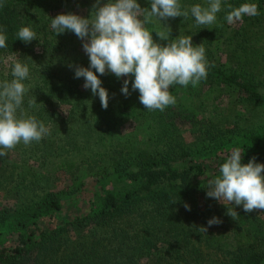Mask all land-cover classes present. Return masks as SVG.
<instances>
[{"label":"trees","instance_id":"16d2710c","mask_svg":"<svg viewBox=\"0 0 264 264\" xmlns=\"http://www.w3.org/2000/svg\"><path fill=\"white\" fill-rule=\"evenodd\" d=\"M60 1L0 0L3 5L0 7V30L7 36V47L0 48V81L13 79L11 62L5 63L8 57L26 64L29 76L24 84L29 91L24 95L22 110L49 129V134L39 142L29 145L21 142L0 157V167L9 168L12 177L20 171L15 166H24V171L17 174L22 184L25 183L20 185L22 188L17 186L20 197L26 190L31 191L14 205L0 203V264H134V257L143 253L139 249L136 252L135 237L149 224L157 228L161 221L167 222L170 218V228L176 235L194 236L211 250L223 251L225 261L218 264H264V211L246 213L242 205L235 206L237 219L228 215L227 209H222L223 224H206V216L217 217L222 208L210 204L207 182L219 174L226 156L239 148L237 137L244 136L245 130L233 126L231 130L219 127L214 128L215 132H207L208 144L202 157L193 155L185 142L167 133L174 120L189 121L196 126L198 107L195 108L191 97L195 93L201 96L203 91L199 92L198 87L204 84L264 105V47L254 46L249 40L251 37L258 39L253 26L259 22L244 16L240 20L243 24L236 30L241 32H235L241 36L238 40L226 37L225 32L226 4L256 3L260 13L264 11V0H222V10L211 29L198 26L191 14L187 18L180 16L166 21L154 19L146 25L150 31L168 30L170 26L173 39L191 35L194 45L202 43L209 65L207 78L196 87L191 84L170 86L176 103L163 111L145 109L139 101L138 90L131 88L134 77L117 78L112 73L102 76L97 73L108 93L121 91L123 81L129 79L130 94L112 102L117 106L111 110L122 116L116 119L122 118L124 122L126 117L127 121H133L134 128H140L144 119L154 116L159 133L152 149L113 152L110 166H90L89 169L97 167L93 171V175L96 174L93 182L101 193H95L96 204L74 216L67 214L64 208L76 205L73 201H77L88 184L82 181L72 188L56 187L57 172L73 174L78 169L77 158L59 159L58 140L64 138L72 144L80 136L86 137V133L88 137L95 136L94 132L102 139L118 122L110 116V111L106 117L101 114L88 116L82 108L86 101H75L67 111L62 109L65 98L84 85L83 77H75V66L89 67L90 61L88 55L75 46L78 37L73 32L66 30L56 35L52 30V17L60 13L78 14V10L71 8L58 11ZM95 1L85 0L84 4L93 6ZM106 2L101 0V3ZM179 2L183 10L197 3L204 5L206 0ZM138 3L142 8L150 7V0H138ZM22 26L31 27L36 39L25 43L17 38L16 33ZM152 36L157 43H168L155 31ZM222 46H232L230 50H239L241 55L235 61H226L220 52ZM248 47L252 50L250 54ZM34 98L36 105L29 107V100ZM208 123L212 128L217 127L211 120ZM203 129L200 127L199 131ZM254 139L256 152H249L246 142L239 148L243 153L242 163L254 156L258 157H254L257 163H264V136ZM88 144L89 141L86 146ZM27 166H44L45 173ZM138 218L142 222L135 221ZM196 221H203L205 225L196 227L192 223ZM201 227H206L207 232L201 231Z\"/></svg>","mask_w":264,"mask_h":264},{"label":"clouds","instance_id":"9594fccd","mask_svg":"<svg viewBox=\"0 0 264 264\" xmlns=\"http://www.w3.org/2000/svg\"><path fill=\"white\" fill-rule=\"evenodd\" d=\"M3 5H0L2 7ZM225 19L228 23L240 21L244 16L259 15L256 3L245 2L239 6L226 4ZM222 10V0H206L204 5L194 4L183 9L179 0H150V7H141L138 0H97L88 17L75 13H60L51 19V28L56 35L71 31L83 41V50L89 57V67L75 66V77L84 78L85 89L90 88L98 95L103 108L109 103L108 91L102 86L100 76L106 72L117 78L132 79V90H138L139 101L149 111H163L175 105L176 98L169 89L172 85L196 87L207 78L208 61L202 43L194 45L191 35L171 38V29L149 30L146 25L154 19L166 21L169 18L184 17L189 14L198 26L212 28L217 14ZM155 31L167 44L154 41ZM25 43L36 39V33L29 26H22L16 33ZM7 36L0 30V48L7 47ZM11 62L13 79L0 81V157L7 155L23 142H39L49 129L35 116L22 110L24 95L29 91L24 80L29 76V67L14 57ZM93 69L95 71H93ZM122 93L129 95V79L123 81ZM34 107L36 98L29 100ZM19 111V115L17 114ZM243 153L233 149L219 167V174L207 182V196L227 206V214L238 218L235 206L242 205L246 213L264 211V163L255 158L242 163ZM234 205V208L228 207ZM185 208L190 207L185 204ZM218 217L208 220V226L219 224ZM201 231L207 232L206 227Z\"/></svg>","mask_w":264,"mask_h":264},{"label":"rangeland","instance_id":"374dc122","mask_svg":"<svg viewBox=\"0 0 264 264\" xmlns=\"http://www.w3.org/2000/svg\"><path fill=\"white\" fill-rule=\"evenodd\" d=\"M85 0H61V7L58 11L65 10L68 8L75 9L78 15L83 17H88L93 10V6L85 3ZM94 2L93 5L96 4ZM78 8V9H77ZM252 21L259 22L258 25L253 26V31L257 35L258 39L252 37L249 39L250 44L254 46L264 47V11L260 12L256 16H245ZM243 24V22H241ZM240 21L235 23L226 22L225 32L226 37L234 38L238 40L241 38L240 35H236L235 32L240 25ZM256 29V30H254ZM253 36V35H252ZM253 36V37H254ZM233 41V40H232ZM234 42V41H233ZM232 42V43H233ZM248 45V46H253ZM75 46L78 50H83V41L78 38ZM232 46L225 47L222 46L220 52L222 58L226 61H235L238 56L241 55V51L237 50L233 52L230 50ZM252 53L251 47H248V54ZM198 91L203 93L196 96L193 95L191 100L194 101V106L196 112H198V122L196 126L193 127L189 121L185 120H174L169 126L168 134L172 135L179 141L185 142V145L192 151L196 156L202 157L204 151H206V146L208 140H205L207 132H215L214 128L222 127L225 130H231L233 126H238L244 131V136H238L237 146L243 148L241 145L246 142L249 147V152H256L257 149L254 148L255 139L262 138L264 136V105L262 103H256L253 99H248L247 97H241L237 94L229 93L225 89L216 88V86H207V84L198 87ZM109 103L107 109L103 108L98 95H94L92 91H86L83 87L78 88V90L67 96L62 103V109L67 111L75 101H86L82 107L87 111V115L102 117L108 115L116 119V117H122L118 112H113L111 110L112 102H117L122 96H125L121 91L108 93ZM79 118V117H77ZM122 121V118L116 119L117 124L113 126L112 130L106 133V136L100 139L98 132H94L95 136L86 137L84 135L80 136L71 144L64 138H59V159L65 158H77L78 159V169L73 174H67L62 171L57 172V178L55 179V184L58 189L64 188L65 186L73 187L78 185L82 181L88 184L87 187L83 188V194L77 197V201L74 200V206L68 205L64 210L67 214L74 216L76 214H81L86 211L90 206H93L97 202L96 194L101 193L97 189V183H94V177L96 176L94 169L90 166H110V154L114 153H124L132 149H152L156 146L159 128H157L156 119L148 118L144 119L142 126L140 128H134L133 121ZM124 120V119H123ZM211 120L216 124L217 127H211L208 121ZM77 126V125H75ZM100 128L101 125H98ZM200 127H204L203 131H199ZM92 132V131H90ZM205 140L204 142H201ZM100 139V140H99ZM99 140V141H98ZM87 141L89 144L86 146ZM263 145V142L261 143ZM86 146V147H85ZM228 146V145H227ZM243 151V149H242ZM14 154V153H13ZM14 157V156H13ZM246 157V156H245ZM255 158L257 156H254ZM252 157V158H254ZM243 158V157H242ZM258 158V157H257ZM13 162L11 159H8ZM31 163V162H30ZM32 164V163H31ZM30 169L37 170L41 173H45L44 166H27ZM19 172L24 171V166H15ZM9 168L0 167V203L1 204H11L14 205L29 195L31 191L26 190L22 197H20L17 186L22 184L21 178L17 176L19 173H14L13 177L10 176ZM31 177L28 176V179ZM26 179V178H25ZM105 180V179H104ZM28 182V181H27ZM23 183L22 185H24ZM22 188V186H20ZM97 190L96 192H94ZM94 201V202H93ZM93 202V203H92ZM210 204L221 208V213L217 216L223 224L225 219V214L222 209H227V206L217 201L214 198L209 199ZM16 206H19L18 204ZM206 207V206H205ZM230 208H234V205H228ZM224 210V211H225ZM211 219L209 215L206 216V220ZM171 218L166 222L161 221L160 227L154 228L151 224L141 230V233L137 235L134 239V248L137 250H143V253H138L133 259L134 264H218L220 261H225L222 257L223 251H217L216 249L211 250L202 241H199L196 237L185 238L181 233L176 235V231L170 228ZM135 221H141L137 219ZM147 222V220H146ZM145 222V223H146ZM196 227L205 225L203 221L192 222ZM208 224V223H206ZM189 225V224H188ZM170 262V263H169Z\"/></svg>","mask_w":264,"mask_h":264}]
</instances>
